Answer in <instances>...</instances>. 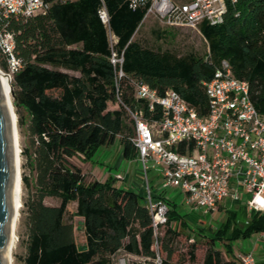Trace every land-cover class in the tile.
<instances>
[{"label": "trees", "instance_id": "16d2710c", "mask_svg": "<svg viewBox=\"0 0 264 264\" xmlns=\"http://www.w3.org/2000/svg\"><path fill=\"white\" fill-rule=\"evenodd\" d=\"M102 6L107 26L99 17ZM146 10L130 7L128 0H69L29 16L0 13V31L10 32L14 42L10 53L0 44V68L11 70L15 104L26 114L19 121L28 136L23 153L32 175L22 176L32 191L24 202L22 264H111L119 250L160 264H241L237 255L215 247L220 231L190 237L174 202L164 200L167 220L154 228L143 189L121 186L115 176L87 180L72 160L81 154L85 161L115 139L124 158L137 155L123 106L144 108L134 81L159 93L170 88L205 115L202 82L226 60L233 75L249 83L251 99L264 113V0H237L227 4L222 22L202 21L199 31L208 46L203 55L142 45L135 35ZM112 52L122 55L120 77ZM12 58L19 62L15 70ZM110 102L117 108H108ZM46 198L58 203L47 204ZM74 217L81 218L79 225ZM253 232H264V213L255 211L233 236Z\"/></svg>", "mask_w": 264, "mask_h": 264}, {"label": "built area", "instance_id": "2783aa9c", "mask_svg": "<svg viewBox=\"0 0 264 264\" xmlns=\"http://www.w3.org/2000/svg\"><path fill=\"white\" fill-rule=\"evenodd\" d=\"M67 1L0 0V13L29 16L47 11L54 2ZM128 1L132 8L145 6V16L151 14L167 27L199 29L202 21L222 22L227 4L237 0ZM98 13L107 26L105 7ZM108 34L113 44L115 38L109 30ZM0 44L10 53L14 46L12 34L0 31ZM111 62L118 64L120 77L122 55L112 52ZM10 64L15 70L19 62L12 58ZM202 84L208 101L205 115L176 91L167 88L159 93L138 81L133 82L135 97L144 108L123 104L133 128L130 141L145 175L139 186L145 192L154 228L167 220V205L163 200H154L146 177L154 166L160 167L162 187H179L184 192V203L193 209L212 211L221 200L236 199L244 192L250 194L248 208L264 213V113L252 101L249 83L235 77L226 60ZM115 177L121 178L120 174ZM259 237L264 238V232ZM237 257L241 264H257L250 252Z\"/></svg>", "mask_w": 264, "mask_h": 264}, {"label": "rangeland", "instance_id": "374dc122", "mask_svg": "<svg viewBox=\"0 0 264 264\" xmlns=\"http://www.w3.org/2000/svg\"><path fill=\"white\" fill-rule=\"evenodd\" d=\"M156 32H158V35ZM135 38L144 46L153 49H168L179 55L188 52L203 55L208 48L207 42L199 29L167 27L151 14L144 17ZM0 70L9 74L10 79H12L11 70H9V72L1 68ZM11 100L17 117L21 166V187L19 194L21 205L17 215L16 237L13 246V264H22L26 239L24 202L32 192L30 187L24 185L22 176L31 178L32 175H30L25 164L26 158L23 153L28 143V136L24 125L22 126L21 121H19L20 118L25 121L26 114L21 108L16 106L13 92L11 93ZM108 108H117V104L115 102H110L108 103ZM121 151L122 145L119 143L118 139H115L108 145L98 146L89 159L82 161V163H84L83 166L77 157H74L72 160L81 166L87 180L95 179V176L96 178H102L105 174L115 175L124 172V169H126L125 164L127 163L128 166V162L122 157ZM131 172L133 174L136 173L139 177L142 176L143 179V174L138 166L133 164ZM149 175L148 173V178ZM117 183L121 185V180H117ZM161 187V185L151 186V189L157 190V188ZM164 190L166 196L176 204L178 211L185 215L184 218L187 223V230H189L191 234L190 237H193L194 234L202 235L200 234L202 231L206 232L208 235L211 234L215 236L216 233L220 231L221 238H215L214 243L215 247L221 249L224 255L228 254L232 256L250 252L259 264H264V238L259 237V233L253 232L251 234L233 236L234 231L245 228L252 219L254 212L249 210L246 204V200L250 197V194L240 192L236 199L227 197L228 199L225 200L222 208L204 213L202 209L190 211L183 205L184 192L179 187L170 186L166 187ZM45 203L57 204L58 200L46 198ZM73 207L74 205L71 204L70 208L72 210ZM73 220L75 224L79 225L81 218L74 217ZM76 235L78 239H81L80 230H76ZM183 242L184 240L181 239L178 243L180 251L184 253L186 249H184L182 245ZM111 264H157V260H148L144 257L119 250L112 256Z\"/></svg>", "mask_w": 264, "mask_h": 264}, {"label": "water", "instance_id": "95a60500", "mask_svg": "<svg viewBox=\"0 0 264 264\" xmlns=\"http://www.w3.org/2000/svg\"><path fill=\"white\" fill-rule=\"evenodd\" d=\"M9 82H11L10 75ZM11 93L13 92L10 83ZM13 140L10 118L0 90V264H6V250L12 229L14 185Z\"/></svg>", "mask_w": 264, "mask_h": 264}, {"label": "bare ground", "instance_id": "6f19581e", "mask_svg": "<svg viewBox=\"0 0 264 264\" xmlns=\"http://www.w3.org/2000/svg\"><path fill=\"white\" fill-rule=\"evenodd\" d=\"M0 90L5 100L8 114L10 118L12 140H13V161H14V185H13V215L12 229L6 250V264H13V246L16 237L17 215L20 203V187H21V166H20V148L17 130V117L11 100V90L8 75L0 70Z\"/></svg>", "mask_w": 264, "mask_h": 264}, {"label": "crops", "instance_id": "0c3cea01", "mask_svg": "<svg viewBox=\"0 0 264 264\" xmlns=\"http://www.w3.org/2000/svg\"><path fill=\"white\" fill-rule=\"evenodd\" d=\"M83 156H79L78 159L80 160L82 166L84 163H82V158ZM123 157V156H122ZM124 158V157H123ZM127 160L128 162V166H127V163L125 164L126 165V169H124V172L122 174L120 173H117V174H120L121 178H119V180H121V185L125 186V187H128V188H133V189H136V190H140L141 191V188L139 186V184L141 183L142 181V176L139 177V175H137L136 173H132L131 170H132V165H136L139 167V169L141 170L142 174H143V179L145 177L144 175V172H143V169H142V164L141 162L138 160L137 156H134L132 158H124ZM79 162V161H78ZM78 164V163H77ZM79 165V164H78ZM80 166V165H79ZM148 173L150 174L149 175V178H148ZM88 174H91V173H88ZM117 174L115 175H111V174H105L103 175L102 178H96L95 176V179H98V180H104L106 179L108 176H116ZM146 177L149 181V184L154 187V186H162V176H161V172H160V167L159 166H154V167H150L147 171V174H146ZM120 185V184H119ZM150 186V187H151ZM165 188L161 187V188H157V190H152V194H153V198L155 201L157 200H168V201H171L165 194ZM143 192V191H142ZM163 198V199H162ZM230 198V197H229ZM228 199V198H225L223 200H221L216 208V210L220 209L223 207L224 203H225V200ZM183 205L186 206L190 211H193L194 209L187 206L185 203H184V199H183ZM249 209V208H248ZM250 210V209H249ZM252 211V210H251ZM252 212H255V211H252ZM182 214V213H181ZM185 219V218H184ZM205 234L207 236H210L208 234H206V232L202 231V233L200 234ZM195 235V234H194ZM221 250V249H220ZM238 255V254H236ZM257 264H259L258 261H256Z\"/></svg>", "mask_w": 264, "mask_h": 264}]
</instances>
